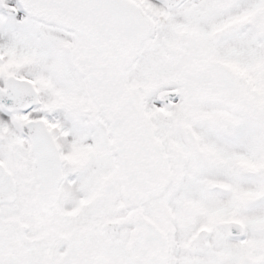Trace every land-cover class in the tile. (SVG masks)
<instances>
[{
    "label": "snow or ice",
    "instance_id": "snow-or-ice-1",
    "mask_svg": "<svg viewBox=\"0 0 264 264\" xmlns=\"http://www.w3.org/2000/svg\"><path fill=\"white\" fill-rule=\"evenodd\" d=\"M0 264H264V0H0Z\"/></svg>",
    "mask_w": 264,
    "mask_h": 264
}]
</instances>
